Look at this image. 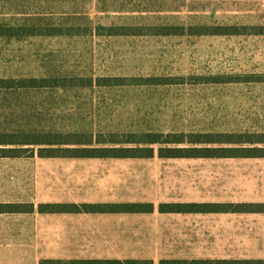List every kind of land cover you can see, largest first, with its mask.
I'll use <instances>...</instances> for the list:
<instances>
[{"label": "rangeland", "instance_id": "obj_1", "mask_svg": "<svg viewBox=\"0 0 264 264\" xmlns=\"http://www.w3.org/2000/svg\"><path fill=\"white\" fill-rule=\"evenodd\" d=\"M252 75L264 79V0H0V79L48 85L0 88V141L234 152L264 133Z\"/></svg>", "mask_w": 264, "mask_h": 264}, {"label": "crops", "instance_id": "obj_2", "mask_svg": "<svg viewBox=\"0 0 264 264\" xmlns=\"http://www.w3.org/2000/svg\"><path fill=\"white\" fill-rule=\"evenodd\" d=\"M1 203H150L155 208L0 212V264L264 261V212L159 209L162 203H264V157L0 156Z\"/></svg>", "mask_w": 264, "mask_h": 264}, {"label": "trees", "instance_id": "obj_3", "mask_svg": "<svg viewBox=\"0 0 264 264\" xmlns=\"http://www.w3.org/2000/svg\"><path fill=\"white\" fill-rule=\"evenodd\" d=\"M253 28V27H251ZM261 75H252L253 81H263ZM7 80V81H6ZM10 82H16V80L0 79V82L5 84L0 85V88H11L19 90L20 92L29 90L31 88H46L48 85H34L33 82H46L47 77H29L20 78L18 81L20 85H14ZM32 82V83H31ZM47 136L51 135V132L45 133ZM60 135L59 133H56ZM46 136L45 139H30L24 142L20 141H0V156H33L34 147H25L23 151H31V154H22L14 147L7 148L8 145H29L40 146L38 155L43 157L50 156H121V157H150L154 156L155 152L153 148H150L148 152H132L135 151V147L126 148L122 153H98L95 152L93 147H86L83 150L88 152H79L78 149L70 150L64 149L63 152H56L54 146L69 145V144H85L92 145L94 141L92 138L87 141H74L72 139H49ZM161 142V141H152ZM181 143L184 141H171ZM200 142V141H199ZM240 144L249 143L251 147H237L234 148V152L219 153L214 152L216 148H201V147H170L164 150L160 147L158 154L164 157L175 156H210V157H264V133H258L257 139H250L247 141H232ZM258 144V145H255ZM208 151V152H206ZM154 205L150 203H42L35 206L32 203H6L0 204V212H32L38 210L39 212H122V211H152ZM160 211H258L264 212V203H162L159 206ZM40 264H153L152 261L143 260H56V259H44L40 261ZM160 264H264L262 260H162Z\"/></svg>", "mask_w": 264, "mask_h": 264}]
</instances>
